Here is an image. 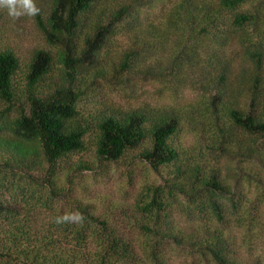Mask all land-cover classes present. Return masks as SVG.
Segmentation results:
<instances>
[{
    "label": "trees",
    "instance_id": "obj_1",
    "mask_svg": "<svg viewBox=\"0 0 264 264\" xmlns=\"http://www.w3.org/2000/svg\"><path fill=\"white\" fill-rule=\"evenodd\" d=\"M253 1L179 0L153 22L143 14L157 0L39 2L44 45L27 62L0 47V264H171L176 250L264 264L240 256L231 230L258 213L241 180L264 186V3L242 9ZM154 82L197 98L81 108L102 83L135 94ZM183 130L193 151L174 143ZM120 162L171 167L137 202L143 239L73 197L83 173Z\"/></svg>",
    "mask_w": 264,
    "mask_h": 264
},
{
    "label": "rangeland",
    "instance_id": "obj_2",
    "mask_svg": "<svg viewBox=\"0 0 264 264\" xmlns=\"http://www.w3.org/2000/svg\"><path fill=\"white\" fill-rule=\"evenodd\" d=\"M41 0H32L37 6ZM179 0H157L150 9L145 10L143 20L153 22L160 20L163 12H168ZM264 0H254L242 9L251 8L256 3ZM26 0H15V12L11 15L7 6H0V47L16 50L23 62H27L29 55L35 48L44 45L42 33L34 20V15H28L25 7ZM128 38L120 37L113 42L111 52L121 51V47H127ZM197 98V94L185 90L174 94L171 90L159 83L141 84L135 94L121 90V86H113L102 83L95 88L94 96L85 98L81 108L93 112L107 106L128 109L139 108L146 105L153 107L184 106ZM175 145L193 151L197 147L196 136L187 130H183L180 136L174 139ZM79 157H74L78 160ZM170 168H163L160 173L155 172L145 163L138 162L135 166L125 164H98L94 172L83 173L76 181L73 197L85 203L95 206L96 214L125 225L132 236L143 239L142 232L136 228L135 218L142 215L136 209L139 200H146V192L153 185L162 184L161 176L166 177ZM66 171H62L64 180ZM244 192L248 199L256 206L258 213L254 216L255 222L249 228L232 227V236L235 237L236 249L243 259H251L256 256L264 259V186H258L255 182L243 178L241 180ZM254 214V212H253ZM174 221L181 227H188V219L178 211L174 213ZM253 216V215H252ZM135 233V235H134ZM171 264H208L200 257L188 256L183 251H170Z\"/></svg>",
    "mask_w": 264,
    "mask_h": 264
},
{
    "label": "clouds",
    "instance_id": "obj_3",
    "mask_svg": "<svg viewBox=\"0 0 264 264\" xmlns=\"http://www.w3.org/2000/svg\"><path fill=\"white\" fill-rule=\"evenodd\" d=\"M0 6H7L11 15H17L15 12V0H0ZM25 7L28 15H35L39 11L32 0H26ZM65 219H68V217H65Z\"/></svg>",
    "mask_w": 264,
    "mask_h": 264
}]
</instances>
